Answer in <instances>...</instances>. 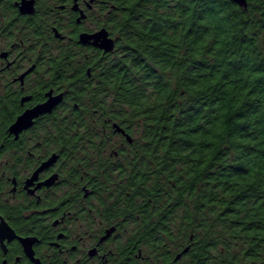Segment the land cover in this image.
Wrapping results in <instances>:
<instances>
[{
    "label": "trees",
    "instance_id": "obj_1",
    "mask_svg": "<svg viewBox=\"0 0 264 264\" xmlns=\"http://www.w3.org/2000/svg\"><path fill=\"white\" fill-rule=\"evenodd\" d=\"M247 2L112 0L118 57L70 121L126 130L120 211L187 223L200 264H264V0Z\"/></svg>",
    "mask_w": 264,
    "mask_h": 264
},
{
    "label": "flooded vegetation",
    "instance_id": "obj_2",
    "mask_svg": "<svg viewBox=\"0 0 264 264\" xmlns=\"http://www.w3.org/2000/svg\"><path fill=\"white\" fill-rule=\"evenodd\" d=\"M27 3L0 0V212L15 234L0 264H200L195 234L181 231L187 223L120 211L116 162L133 145L126 130L115 122L70 125L101 82L103 64L118 57L115 4ZM100 29L113 51L96 46ZM54 99L51 111L12 133L20 117ZM86 130L105 140L101 149L68 141Z\"/></svg>",
    "mask_w": 264,
    "mask_h": 264
},
{
    "label": "snow or ice",
    "instance_id": "obj_3",
    "mask_svg": "<svg viewBox=\"0 0 264 264\" xmlns=\"http://www.w3.org/2000/svg\"><path fill=\"white\" fill-rule=\"evenodd\" d=\"M96 0H93V3H95ZM25 4L26 7H30V5L27 3V0H25ZM101 6L103 7V4H101ZM94 39H95V44L97 47L103 49L107 46L108 40L110 39V37H107L104 33L103 29L98 30V34L97 33H93ZM114 47V45H113ZM201 92H205L207 91L206 88H201L200 89ZM37 118H38V114H37ZM29 123H32V118L29 117L28 118ZM0 122H2V115H0ZM219 135L224 134V129H221L220 133H218ZM3 149L0 148V151H2ZM253 163H255L253 161ZM258 167H260L261 169H264V164L258 165ZM245 175L249 174L248 171L244 172ZM260 180L264 181V175H261L259 177ZM253 183H255V180L253 181ZM4 216L3 212H0V249H3V251H7L6 245L7 244H11L12 241L15 239V236L12 232L9 231V226L6 223L2 222V217ZM16 264H19V260L16 261Z\"/></svg>",
    "mask_w": 264,
    "mask_h": 264
},
{
    "label": "water",
    "instance_id": "obj_4",
    "mask_svg": "<svg viewBox=\"0 0 264 264\" xmlns=\"http://www.w3.org/2000/svg\"><path fill=\"white\" fill-rule=\"evenodd\" d=\"M236 5L244 8V9H247L248 7V2L247 0H232ZM104 33L105 35L108 37V33L104 30ZM94 38V37H93ZM85 39L88 40L86 37H84L82 39V42L84 43L85 42ZM114 42L112 40H108V43H107V46L105 48H103V50L105 52H110V51H113L114 50ZM60 102V99H54V100H51L49 101L48 103H46L45 105L43 106H40L38 108H36L35 110L31 111L30 113L28 114H25L24 116L20 117L18 119V121L16 122V124L11 128V131L12 133L14 134H18L19 132H21L22 130H24L25 128L31 126V123H29V120L28 118L31 117L32 120L37 117V114L38 116L40 114H43L45 112H49L51 111L58 103ZM4 223V222H3ZM9 231L12 232L9 228ZM13 233V232H12ZM14 234V233H13ZM15 236V234H14Z\"/></svg>",
    "mask_w": 264,
    "mask_h": 264
}]
</instances>
